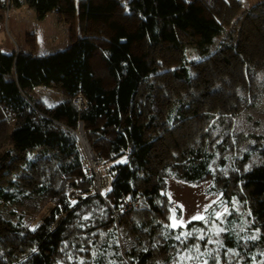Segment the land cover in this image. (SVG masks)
I'll return each mask as SVG.
<instances>
[{"label": "rangeland", "instance_id": "rangeland-1", "mask_svg": "<svg viewBox=\"0 0 264 264\" xmlns=\"http://www.w3.org/2000/svg\"><path fill=\"white\" fill-rule=\"evenodd\" d=\"M130 1L60 0L58 12L48 13L39 19L24 0H0V52L9 57L18 52L45 56L65 50L74 41L86 36L95 44L89 59L90 67L108 89L113 81L106 71L102 50L118 46L115 36L119 35L118 32L127 35L129 52L136 58L151 61V68L154 69L150 76L153 84L151 98L146 97L145 91H141L140 98L145 108L144 116L156 115V123L150 124L146 130V138H152L154 147V171L164 164L169 165L174 156L187 146H201L215 153V162L212 165L213 175L198 183H187L170 175L168 170L162 173L161 180L157 182V212L152 213L144 200H137L128 211L113 215L118 217H114L113 224L119 245L125 252L132 239L129 232L133 223L141 217L146 219L155 215L158 222L175 230L179 227L185 231L190 223L189 227H194L193 230L198 228L195 231H198L199 240L208 247L195 248V255L189 252L184 256L182 251L180 258L188 261L194 258L195 261L207 254L211 264L240 262L245 259L244 256L219 252L213 243L218 242L216 238L221 230H225L224 225L230 218L235 220L233 229L243 237L244 250L250 248V240L258 233L249 216L250 199L237 186L235 178L264 162V0H184L186 3L193 2V6L200 10L199 16L215 19L223 28L210 48V57L206 59H202L195 50L197 38L189 35L180 36L181 50L166 45H146L145 39L137 36L139 17L129 10ZM227 38L235 49L217 54V45ZM184 62L193 74L189 83L173 76ZM27 94L42 108L52 106L65 97L59 89L45 86H36ZM177 100L187 103L182 111L184 118L173 122L171 127L164 126L165 114L178 103ZM74 105L79 107L81 103L75 100ZM14 126L13 114L0 107V183L6 179L16 180L24 193L15 203H0V220L15 221L17 215H22L26 229L34 230L50 216L51 208L65 194L74 198L77 190L88 188L89 179L85 174L82 179L80 173L68 177L58 175L48 157L36 160L34 170L26 169L20 158L21 152L17 148L12 150L15 144L10 134ZM72 133L83 154L87 171L94 176V172L97 173L95 180L92 179L91 191L103 201L108 200V164L103 165L92 145L97 134L87 132L83 126ZM96 143L104 153L106 140L98 139ZM7 151L11 152L1 158ZM39 153L40 150H34L26 156L33 159ZM244 153L248 154L246 162L242 161ZM94 157L98 158L95 167L92 165ZM70 181L74 182L72 188ZM155 181L153 177L151 183L155 185ZM44 182L50 184L49 191L37 196L32 189ZM103 184L107 187L101 190ZM124 208H128L127 205ZM200 221L206 223L209 234L202 231L206 228L198 223ZM0 233V264H19L26 255V246L7 236L8 233L2 230ZM207 242L212 244L207 245ZM154 253L158 264L167 257L160 249ZM258 259L254 264L264 261L262 257Z\"/></svg>", "mask_w": 264, "mask_h": 264}, {"label": "trees", "instance_id": "trees-1", "mask_svg": "<svg viewBox=\"0 0 264 264\" xmlns=\"http://www.w3.org/2000/svg\"><path fill=\"white\" fill-rule=\"evenodd\" d=\"M24 1L34 9L39 19L60 9V0ZM129 10L138 15L137 36L144 38L149 47L166 45L181 50L180 36L189 35L197 38L195 50L202 59H206L211 55L210 48L215 38L223 32L215 19L199 16L200 10L193 6V2L131 0ZM118 33L115 35L118 46L102 50L106 71L113 81L108 89L90 67L89 59L95 44L86 36L65 50L45 56L18 52L9 57L0 52V107L15 118L10 134L15 144L12 150L17 148L21 152L20 158L26 169L34 170L36 160L48 157L58 175L68 177L80 173L84 179L81 155L72 133L80 124L87 132L97 134L92 145L103 165L108 164L110 177L108 200L103 201L91 191L92 179L89 178L88 188L77 190L74 198L65 194L51 208L50 216L34 230L26 229L22 215H17L15 221L0 220V230L27 248L19 264H158L154 252L159 249L167 256L160 264H211L207 254L195 261L194 258L189 261L180 258L182 251L184 256L189 252L195 255V248L208 247L199 240L198 231H195L198 228L193 230L190 223L185 231L179 227L175 230L162 225L155 215L146 219L141 217L133 223L129 232L132 239L125 252L119 245L113 224L114 204L118 199L130 197L134 200L140 196L149 210L155 213L159 210L157 182L161 180V174L168 170L170 175L187 183H198L213 175L215 153L201 146H187L174 156L169 165L164 164L154 171V147L152 138H146V130L150 124L156 123V115L144 116L145 108L140 99L141 91H145L148 99L151 98L153 84L150 76L154 69L151 61L133 56L127 47L128 36ZM229 39L217 45V54L235 49ZM173 76L186 83L193 78L185 62ZM36 86L55 87L65 97L42 108L27 94ZM75 99L80 100V107L74 105ZM177 102L166 112L164 126L171 127L173 122L184 118L182 111L187 103ZM98 139L107 142L104 153L96 145ZM34 150H40V153L33 159L27 158L28 152ZM11 151L5 152L1 158ZM247 160L248 154L244 153L242 161ZM54 171L52 173L56 174ZM153 177L155 185L151 183ZM235 179L237 186L250 199L249 216L258 233L250 240V248L244 250L243 237L233 229L235 220L230 218L224 225L225 230L217 236L218 242L213 244L219 252L244 256L245 259L234 264H254L259 257L264 258V162L239 173ZM69 184L74 187L73 181ZM224 184H227L226 180ZM49 186L48 182L38 184L32 192L41 196L49 191ZM19 195L24 193L16 180L6 179L0 183V203H15ZM72 199L76 200L75 203ZM198 223L205 225L206 230L202 231L209 234L206 223ZM209 244L212 242H207Z\"/></svg>", "mask_w": 264, "mask_h": 264}, {"label": "built area", "instance_id": "built-area-1", "mask_svg": "<svg viewBox=\"0 0 264 264\" xmlns=\"http://www.w3.org/2000/svg\"><path fill=\"white\" fill-rule=\"evenodd\" d=\"M76 100H79V99H76ZM79 101H80V100H79ZM80 153H81V157H82V166H83V167L85 168V170H86L87 177H89V178L95 180V176L97 175V173L94 172V173H95V176H94L93 173L87 171V169H86V167H85V164H84V162H83V154H82L81 150H80ZM96 158H97V157H96ZM96 158H95V157L92 158V160L95 159V162L92 163V165H93L94 167L98 164V159H96ZM92 181H93V180H92ZM92 185H93V184H92ZM106 186H107V184H103V185L101 186V188H104V187H106ZM127 200H128V201H127ZM137 200H142V199H141L140 196L135 197L134 200L131 199L130 197H127V198H120V199H118L117 202H116V203H117V206H116V204H115V206H114L116 210H113V215L121 214L122 211H128L129 209H131V208L133 207L134 203H135ZM126 205H127L128 208H124V206H126ZM120 207H121V208H120ZM123 208H124V209H123ZM114 217H116V216H114Z\"/></svg>", "mask_w": 264, "mask_h": 264}, {"label": "clouds", "instance_id": "clouds-1", "mask_svg": "<svg viewBox=\"0 0 264 264\" xmlns=\"http://www.w3.org/2000/svg\"><path fill=\"white\" fill-rule=\"evenodd\" d=\"M75 100H76V99H75ZM75 100H74V101H75ZM80 103H81V102H80ZM80 106H81V105H80ZM80 106H79V107H80ZM79 126H82V125L79 124ZM77 129H78V128H77ZM77 129L72 130V132H73V131H76ZM76 143H77V142H76ZM77 146H78V143H77ZM78 149H79V147H78ZM79 152H80V149H79ZM80 155H81V153H80ZM97 159H98V158H97ZM81 161H82V157H81ZM81 167H82V169L84 170V174L87 176V174H86V170H85V168L82 166V162H81ZM88 179H89V177H88ZM90 179H91V178H90ZM109 185H110V183H109ZM106 187H107V186H106ZM106 187H104V188H106ZM104 188H102L101 190H103ZM101 190H100V192H101Z\"/></svg>", "mask_w": 264, "mask_h": 264}]
</instances>
